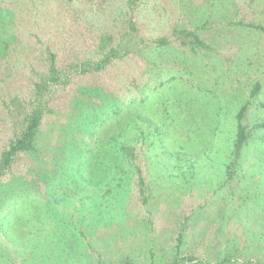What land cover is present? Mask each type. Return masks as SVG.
Segmentation results:
<instances>
[{"label":"rangeland","instance_id":"obj_1","mask_svg":"<svg viewBox=\"0 0 264 264\" xmlns=\"http://www.w3.org/2000/svg\"><path fill=\"white\" fill-rule=\"evenodd\" d=\"M51 62L70 83L0 177V264H264V0H0V155Z\"/></svg>","mask_w":264,"mask_h":264},{"label":"trees","instance_id":"obj_2","mask_svg":"<svg viewBox=\"0 0 264 264\" xmlns=\"http://www.w3.org/2000/svg\"><path fill=\"white\" fill-rule=\"evenodd\" d=\"M101 51L103 52L102 57L97 62H80L75 69L76 74H84L86 72H101L104 71L109 65H111L112 61L116 58L121 57L116 47H110L107 52H104V49L107 47L106 42L101 43ZM173 81V79L169 80ZM70 83V77L68 75L61 76L54 65V62H51L48 74L46 78L41 81L39 84L35 85V100L30 104L29 111L25 113L22 118V130L18 136H16L6 147V149L0 155V177L6 174L10 169L12 163L16 160V157L20 154H33L36 152L37 148V141L39 135L40 125L44 118L45 113L49 112L48 104H49V96L53 93V91L61 86L66 87ZM164 83H161L160 86L162 87ZM258 89L255 88L252 95L257 93ZM246 107L243 106L238 111L235 120H236V137L233 143V149L231 151V156L236 159L241 151L243 150L248 136L246 132L245 126L242 124L243 115L245 113ZM262 125L256 126V128L261 129L263 128ZM118 152L122 154L128 161L134 160V151L132 147L123 146L118 149ZM138 172V170H137ZM139 174V172H138ZM228 177H231L228 174ZM137 184H138V192L143 201L146 202L145 197V184L141 176L137 177ZM28 211V210H27ZM22 220L12 217L6 221L0 222V232H5L9 234L10 227L12 232L16 235L14 237L18 238L20 235L23 234L22 232ZM7 241L10 235L6 236ZM185 260L187 264H194L195 261L191 258H179ZM175 259L170 264H179L181 260ZM228 262V261H227ZM204 264V263H203ZM247 264H255L254 262L250 261Z\"/></svg>","mask_w":264,"mask_h":264}]
</instances>
